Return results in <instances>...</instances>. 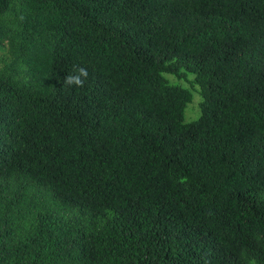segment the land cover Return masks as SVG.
Returning a JSON list of instances; mask_svg holds the SVG:
<instances>
[{
	"label": "trees",
	"instance_id": "1",
	"mask_svg": "<svg viewBox=\"0 0 264 264\" xmlns=\"http://www.w3.org/2000/svg\"><path fill=\"white\" fill-rule=\"evenodd\" d=\"M0 51V264H264V0H0Z\"/></svg>",
	"mask_w": 264,
	"mask_h": 264
},
{
	"label": "rangeland",
	"instance_id": "2",
	"mask_svg": "<svg viewBox=\"0 0 264 264\" xmlns=\"http://www.w3.org/2000/svg\"><path fill=\"white\" fill-rule=\"evenodd\" d=\"M0 55L3 53L0 51ZM167 81L171 84H179L187 88L191 92V101L186 104L183 111V121L189 122L197 118L199 114L198 102L200 100V95L197 92V86L192 83V75H187L186 80L176 79L174 76L165 74Z\"/></svg>",
	"mask_w": 264,
	"mask_h": 264
},
{
	"label": "clouds",
	"instance_id": "3",
	"mask_svg": "<svg viewBox=\"0 0 264 264\" xmlns=\"http://www.w3.org/2000/svg\"><path fill=\"white\" fill-rule=\"evenodd\" d=\"M79 75L77 76H68L65 79V82L69 85H76V86H82L83 85V80H81V76H85L87 75L86 70L84 69H80L79 70Z\"/></svg>",
	"mask_w": 264,
	"mask_h": 264
}]
</instances>
